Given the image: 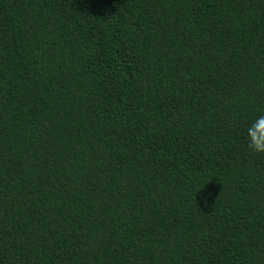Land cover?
Instances as JSON below:
<instances>
[{
  "label": "trees",
  "instance_id": "trees-1",
  "mask_svg": "<svg viewBox=\"0 0 264 264\" xmlns=\"http://www.w3.org/2000/svg\"><path fill=\"white\" fill-rule=\"evenodd\" d=\"M264 0H0V264H264Z\"/></svg>",
  "mask_w": 264,
  "mask_h": 264
},
{
  "label": "clouds",
  "instance_id": "clouds-1",
  "mask_svg": "<svg viewBox=\"0 0 264 264\" xmlns=\"http://www.w3.org/2000/svg\"><path fill=\"white\" fill-rule=\"evenodd\" d=\"M248 148L255 154H264V116H260L247 129Z\"/></svg>",
  "mask_w": 264,
  "mask_h": 264
}]
</instances>
